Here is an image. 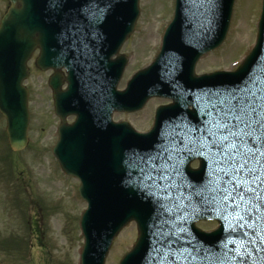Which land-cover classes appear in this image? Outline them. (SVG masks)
<instances>
[{
	"label": "rangeland",
	"instance_id": "rangeland-1",
	"mask_svg": "<svg viewBox=\"0 0 264 264\" xmlns=\"http://www.w3.org/2000/svg\"><path fill=\"white\" fill-rule=\"evenodd\" d=\"M260 0H235L225 39L196 63L195 73L232 70L254 42ZM6 7L0 0V15ZM174 0H139V15L134 30L123 43L120 53L128 63L117 85L124 87L133 69L150 62L159 50V35L169 21ZM162 34V33H161ZM30 57L28 89L29 142L19 152H9L4 136L5 121L0 117V262L2 264H78L83 242L79 221L86 204L77 193L78 181L64 175L55 161L51 147L55 143L54 115L46 79L50 72H40ZM164 100L146 102L135 113L112 114L114 121H126L143 132L151 127L153 110ZM71 118L67 119L70 122ZM8 155L5 158L3 156ZM209 230L214 223H203ZM136 237L134 223L127 224L115 236L105 264H118ZM13 240V241H12Z\"/></svg>",
	"mask_w": 264,
	"mask_h": 264
},
{
	"label": "water",
	"instance_id": "water-1",
	"mask_svg": "<svg viewBox=\"0 0 264 264\" xmlns=\"http://www.w3.org/2000/svg\"><path fill=\"white\" fill-rule=\"evenodd\" d=\"M8 1L10 6L0 22V113L6 118V133L11 149L21 150L28 141L27 91L21 85V81L25 78V62L32 49L36 46L41 49V56L36 63L41 69L48 66L59 69L63 65L67 67L71 76L74 72L81 80L85 81L86 85H89V83H94L97 80L103 83V75L97 76V67L100 58H103L104 54L108 56L110 48L108 47L109 39L106 36L107 31L96 26L91 19L83 17L82 11L79 15L74 12L76 0ZM179 11L176 12L171 33L174 31V24L177 21ZM65 19H68L69 22L71 19H77L75 30L67 27V30L71 32L69 43L58 37L60 35V25L65 23ZM263 21L264 19L261 20L260 27ZM127 34L128 30L125 31L124 36ZM68 46L70 47L68 48ZM115 46L116 43H112L111 51ZM197 51L188 52L189 54L185 57L184 63L182 62L180 73L189 74L192 77L194 61L201 53ZM63 54L66 57L62 59L60 57ZM114 68L116 69V67ZM114 68H111L109 73L112 78L111 84L114 81L112 74ZM174 68L177 70L180 65H175ZM18 73L20 74L18 75ZM148 73L147 76L146 72L142 74L148 78L154 75L152 71ZM12 75L14 76L12 77ZM58 75L56 73L50 79L49 85L53 89L56 112L63 119L64 114H61L59 103L63 97H68L70 99H65L70 105L75 87L73 86V91L59 93ZM79 77H77V80H79ZM131 88H133V85ZM111 95L118 100V102L114 101L118 105L119 99L113 94ZM105 105L111 108V99L106 101ZM78 114L85 115V111L80 112L79 110ZM92 119L96 121L93 127L90 119L86 117L83 123L80 120L79 123L69 129L64 147L66 150L65 156L62 157L61 153L57 151V158L59 157L61 166L66 173L75 174L81 178L82 184L79 192L81 196L89 199L90 210L85 213L82 222L87 239L83 252V264H103L111 237L128 220L123 221L122 219L128 218L130 215L136 219L138 215L136 208L134 210L133 207H130L126 209V214L122 217L116 216V224L122 220L118 225H115L111 219V216L114 215V208L107 176L109 174L107 152L104 147L107 138H109V133L115 127L107 126L110 125L107 119L96 120L93 117ZM122 127L126 130L128 128L124 124H122ZM115 130L122 131V128ZM113 224L114 231L111 229ZM143 240L144 231L141 232V239L138 240V244L122 264H128L129 261L132 262L137 258Z\"/></svg>",
	"mask_w": 264,
	"mask_h": 264
},
{
	"label": "snow or ice",
	"instance_id": "snow-or-ice-1",
	"mask_svg": "<svg viewBox=\"0 0 264 264\" xmlns=\"http://www.w3.org/2000/svg\"><path fill=\"white\" fill-rule=\"evenodd\" d=\"M205 115L206 127L195 143L198 150L209 154L212 178L194 195L223 205L229 214L239 217L238 226L244 227L241 222L251 220L250 213L264 208V192L253 187L260 181L259 187L264 188V177L259 174L264 168V85L254 84L210 99ZM159 160L157 157L144 162L152 165L146 178L157 183L171 176V158ZM162 188L165 193L170 190L168 184Z\"/></svg>",
	"mask_w": 264,
	"mask_h": 264
}]
</instances>
